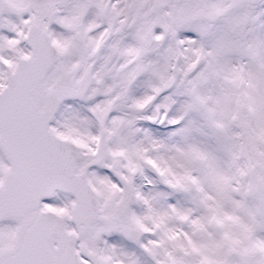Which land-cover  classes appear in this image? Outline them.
<instances>
[{
  "label": "snow or ice",
  "instance_id": "1",
  "mask_svg": "<svg viewBox=\"0 0 264 264\" xmlns=\"http://www.w3.org/2000/svg\"><path fill=\"white\" fill-rule=\"evenodd\" d=\"M0 264H264V0H0Z\"/></svg>",
  "mask_w": 264,
  "mask_h": 264
}]
</instances>
